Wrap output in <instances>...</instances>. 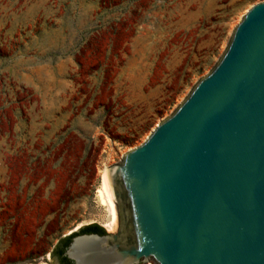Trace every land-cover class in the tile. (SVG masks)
Listing matches in <instances>:
<instances>
[{
    "label": "rangeland",
    "instance_id": "1",
    "mask_svg": "<svg viewBox=\"0 0 264 264\" xmlns=\"http://www.w3.org/2000/svg\"><path fill=\"white\" fill-rule=\"evenodd\" d=\"M261 2L0 0V264H52L83 226L117 232L103 170L172 115Z\"/></svg>",
    "mask_w": 264,
    "mask_h": 264
},
{
    "label": "water",
    "instance_id": "2",
    "mask_svg": "<svg viewBox=\"0 0 264 264\" xmlns=\"http://www.w3.org/2000/svg\"><path fill=\"white\" fill-rule=\"evenodd\" d=\"M105 178L118 230L73 237V264H264V2Z\"/></svg>",
    "mask_w": 264,
    "mask_h": 264
},
{
    "label": "bare ground",
    "instance_id": "3",
    "mask_svg": "<svg viewBox=\"0 0 264 264\" xmlns=\"http://www.w3.org/2000/svg\"><path fill=\"white\" fill-rule=\"evenodd\" d=\"M105 173L106 170L105 171L103 170L101 185L99 190L97 191V198L99 199L102 206L106 208L108 213V221L106 224L107 229L109 231H114L118 226V221H117L118 215H117L115 201L113 200L110 191L107 187Z\"/></svg>",
    "mask_w": 264,
    "mask_h": 264
},
{
    "label": "flooded vegetation",
    "instance_id": "4",
    "mask_svg": "<svg viewBox=\"0 0 264 264\" xmlns=\"http://www.w3.org/2000/svg\"><path fill=\"white\" fill-rule=\"evenodd\" d=\"M78 231L71 233L69 236H63V237L59 238V240L57 241V244L51 250L52 264H73L72 261H70L64 255L66 250H67V247L69 246V244L72 240V238L75 236H78V235L97 234L94 231H88V232L80 234ZM97 235H99V234H97ZM70 236H71V238L68 241L64 242V239L67 237H70Z\"/></svg>",
    "mask_w": 264,
    "mask_h": 264
},
{
    "label": "trees",
    "instance_id": "5",
    "mask_svg": "<svg viewBox=\"0 0 264 264\" xmlns=\"http://www.w3.org/2000/svg\"><path fill=\"white\" fill-rule=\"evenodd\" d=\"M88 231H94V232H96L99 235H105L106 234L105 231L101 227L97 226L96 224H91V225L83 226V227H81L79 229L78 232L80 234H82V233H85V232H88ZM70 238H71V236L65 238L64 239V242L68 241Z\"/></svg>",
    "mask_w": 264,
    "mask_h": 264
},
{
    "label": "crops",
    "instance_id": "6",
    "mask_svg": "<svg viewBox=\"0 0 264 264\" xmlns=\"http://www.w3.org/2000/svg\"><path fill=\"white\" fill-rule=\"evenodd\" d=\"M8 137L4 133H0V158L9 152ZM1 169V168H0Z\"/></svg>",
    "mask_w": 264,
    "mask_h": 264
}]
</instances>
